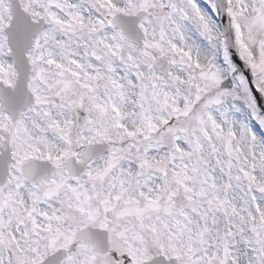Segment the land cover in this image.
I'll return each instance as SVG.
<instances>
[{"label":"snow or ice","instance_id":"1","mask_svg":"<svg viewBox=\"0 0 264 264\" xmlns=\"http://www.w3.org/2000/svg\"><path fill=\"white\" fill-rule=\"evenodd\" d=\"M0 264H264V0H0Z\"/></svg>","mask_w":264,"mask_h":264}]
</instances>
